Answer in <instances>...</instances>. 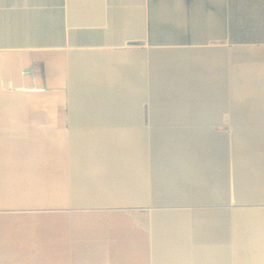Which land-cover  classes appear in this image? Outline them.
<instances>
[{"label":"crops","instance_id":"0c3cea01","mask_svg":"<svg viewBox=\"0 0 264 264\" xmlns=\"http://www.w3.org/2000/svg\"><path fill=\"white\" fill-rule=\"evenodd\" d=\"M86 86L98 96L89 120ZM258 109L250 125L233 130L237 172L249 165L247 155L263 162L264 0H0V260L6 248H36L27 238L36 237L38 219H52L54 190L83 198L85 142L118 144L128 155L119 153L117 164L131 170L149 168L151 156L180 172L171 184L153 180L152 188L173 192L153 196L159 201H212V193L225 195L234 183L213 182L228 166V139L211 126L225 123V110L229 123L242 124ZM200 189L206 191H194ZM173 212L155 219L178 220Z\"/></svg>","mask_w":264,"mask_h":264},{"label":"rangeland","instance_id":"374dc122","mask_svg":"<svg viewBox=\"0 0 264 264\" xmlns=\"http://www.w3.org/2000/svg\"><path fill=\"white\" fill-rule=\"evenodd\" d=\"M126 94L133 95L135 92L127 91ZM143 104L151 105L149 101H144ZM140 110L144 123L142 126L146 129L151 128L149 107ZM259 112L260 109L250 121L231 124L229 123L231 110H225L223 116L225 123L212 124V131L224 133L228 139V166L225 162L218 172L213 173L215 175L213 182L232 181L234 183V189L223 190L225 195L221 192L212 193V198H218L212 201L201 202L198 197L182 201L179 199L170 202L159 201L153 196L170 197L173 192L169 188H152L153 180L171 184L175 178H178L180 172H170L171 166L165 164L160 166L155 157L151 156L149 168L144 166L142 171L131 170L125 165L117 164L119 159L128 155V152L118 144L114 145V142L110 140H100L94 146L91 141L85 142L87 139L85 138L83 198H76L78 197L76 192L75 198H71L70 190L68 192L61 190V193H70L69 198H61L57 195L59 191L54 190V203L52 210L48 211L51 212L52 219L42 221L38 219L36 237L31 235L27 238L36 248H6L5 250L9 251L0 262L3 261L4 264H203L194 259L200 253L196 252V248H208L218 241L214 242V239L205 241L204 235H198L209 232L212 234V229L207 224L205 229L198 232L196 227L194 230L193 224L196 226L205 219L203 211L212 209V211L221 212L223 224L222 230H219L220 227L218 230L223 231L224 238L220 242L223 245L222 248L226 247L230 250L231 257L228 264H233L232 249L235 248L236 232L243 231L237 228L238 211L255 210L264 213V198L254 199L251 194L253 191H261L264 197V151L260 156L263 161L261 165H257L259 162L256 158L247 155L244 158L249 165L237 172L232 159V139L235 132L233 130L250 125L251 120L255 119ZM91 127L85 126V130ZM140 140V150L146 157L147 150L142 144L144 139ZM74 144L77 148V144L75 142ZM119 153L123 158H119ZM222 160L226 161V158ZM96 169L100 170V173L104 170L107 172L95 173ZM238 179L260 183L262 188L242 189L240 184L238 187L236 185ZM140 183L144 185V189ZM190 190L187 189L185 196L189 195ZM194 191L203 193L206 190ZM194 191L190 193H195ZM176 195L182 196L179 193ZM219 198L222 199L219 200ZM59 200L77 203H57ZM170 211H174L173 214L178 217L176 223L155 219L158 213ZM183 212L185 214H182ZM182 216L189 219L186 220L187 223L184 220L180 221L179 218ZM187 229L189 232L186 231ZM157 237L163 239L161 246L156 245ZM135 240L146 242V246L139 248L141 251L138 250L139 252L136 253L124 246L125 242ZM150 242L156 248H152ZM163 248H181V252L176 254L180 259H162L163 255L169 253Z\"/></svg>","mask_w":264,"mask_h":264},{"label":"bare ground","instance_id":"6f19581e","mask_svg":"<svg viewBox=\"0 0 264 264\" xmlns=\"http://www.w3.org/2000/svg\"><path fill=\"white\" fill-rule=\"evenodd\" d=\"M171 60H173V58ZM172 65H174V63H172ZM97 97H98L97 93H94L93 88L86 86L85 120H89V118L93 117V110H92L93 103L97 99ZM219 213H220L219 211H215L212 215H209V216L206 215L204 220L196 224L197 232L198 230L205 229L206 224H207L208 227L212 229V239H214V242L218 241V243L213 245L212 248H196V252H200V253L196 256V258H194L195 261L202 262L203 264H228L229 263L230 257H231L230 250L228 248H222L223 246L221 245V242H220L224 238V233L223 231L219 232L220 229L222 230L221 226L223 224V220H222L223 218L220 216ZM236 217L239 222V225L237 228L243 229V231L240 230L236 232L237 239L234 241L235 248L232 249V253L234 254L233 264H264V213H260L255 210L254 211H238ZM164 218L165 219L171 218L169 221L173 223L177 222V220H175L172 217H164ZM186 231H188V229ZM198 235H204V237L206 236L210 237L206 233L198 234ZM163 249L165 251H169V253H167V255H163L162 259L164 260L180 259L176 254L178 252H181V248H163ZM138 250L139 248L138 249L131 248V251H133L134 253L141 251V250L139 251ZM182 256H185V255L182 254Z\"/></svg>","mask_w":264,"mask_h":264}]
</instances>
